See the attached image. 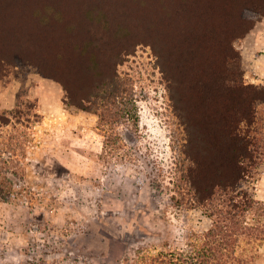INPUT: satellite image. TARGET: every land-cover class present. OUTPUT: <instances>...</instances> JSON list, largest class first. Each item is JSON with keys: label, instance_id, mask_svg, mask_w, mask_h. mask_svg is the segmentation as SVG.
I'll return each mask as SVG.
<instances>
[{"label": "trees", "instance_id": "1", "mask_svg": "<svg viewBox=\"0 0 264 264\" xmlns=\"http://www.w3.org/2000/svg\"><path fill=\"white\" fill-rule=\"evenodd\" d=\"M261 17L264 0H0V73L37 67L100 126L138 130L134 83L120 65L138 44L152 47L182 130L178 201L212 221L188 243L197 257L160 252L154 263L257 264L263 256L264 202L245 182L264 162V84L246 82L236 47ZM7 113L0 108V126Z\"/></svg>", "mask_w": 264, "mask_h": 264}, {"label": "rangeland", "instance_id": "2", "mask_svg": "<svg viewBox=\"0 0 264 264\" xmlns=\"http://www.w3.org/2000/svg\"><path fill=\"white\" fill-rule=\"evenodd\" d=\"M236 47L246 82L264 84V17ZM120 72L134 83L137 131L100 126L97 114L69 104L62 84L35 66L0 73V108L9 117L0 126V264L197 257L188 243L212 221L178 201L182 130L152 47L138 44ZM116 133L114 145L108 140ZM245 186L264 202V162ZM260 251L264 264V245Z\"/></svg>", "mask_w": 264, "mask_h": 264}]
</instances>
